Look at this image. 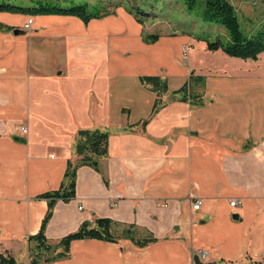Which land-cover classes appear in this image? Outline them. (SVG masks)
I'll use <instances>...</instances> for the list:
<instances>
[{"label": "crops", "instance_id": "obj_1", "mask_svg": "<svg viewBox=\"0 0 264 264\" xmlns=\"http://www.w3.org/2000/svg\"><path fill=\"white\" fill-rule=\"evenodd\" d=\"M0 24V252L29 264L37 249L28 237L47 209L37 195L60 186L67 160L78 157V131L99 130L108 133L99 159L108 184L79 166L75 197L55 204L47 241L93 217L136 224L158 240H72L66 257L43 264H264V51L229 64L193 31L155 32L124 4L86 23L0 11ZM143 33L159 37L145 42ZM191 72L204 77L202 105L174 93ZM145 76L167 90L157 94Z\"/></svg>", "mask_w": 264, "mask_h": 264}, {"label": "trees", "instance_id": "obj_2", "mask_svg": "<svg viewBox=\"0 0 264 264\" xmlns=\"http://www.w3.org/2000/svg\"><path fill=\"white\" fill-rule=\"evenodd\" d=\"M62 1L66 0H0V11L20 12L30 15L42 13L69 14L81 18L85 23L93 17H99L110 12L90 10L93 5L88 2L63 6L61 5ZM197 1L182 0V4H184L186 10L190 11L194 9ZM201 1L204 4L200 12V18L204 21L219 24L222 27V29L218 28L222 31H218L215 40H210L208 37L194 36L197 39L205 40L207 50L215 51L220 49L229 56L242 59H256L258 54L264 51V29L262 28L254 33H245L241 29L236 8L230 0ZM152 8L154 7L152 6ZM129 10L135 13L137 17L138 15L140 16L141 11L137 6L129 7ZM0 27H3V25L0 24ZM219 35H222L223 39ZM158 37V33H143V40L145 42H153ZM141 82L151 84V88L157 94L167 90L166 81H161L158 77H141ZM203 85L204 77L191 72L188 80L174 93L179 94L178 98L181 100L189 101L193 105H202L204 103V99L202 98ZM157 108L158 101L155 100L152 112L154 113ZM78 135L79 140L76 145L78 157L73 160H67L60 186L57 189L45 191L37 195V197L46 200L47 209L41 220L38 232L30 235L28 239L35 240L36 248L41 249L43 252L54 249L53 255L45 257L43 261H52L66 257L69 253L70 242L77 239L95 238L112 242L127 239L135 247H144L156 242L158 239L148 229L139 227L136 224L121 223L107 217H93L91 220L80 223L76 230L61 237L53 244L47 241L45 228L52 216L55 204L58 201L68 202L75 197L76 172L79 166L89 165L93 167L101 174L103 182L108 184L106 174L99 167V159L107 154L108 133L99 130H79ZM58 247L61 249L56 251ZM31 253L30 251L29 264L38 263L41 259L36 254L31 255ZM0 264L18 263L11 254L0 252Z\"/></svg>", "mask_w": 264, "mask_h": 264}, {"label": "rangeland", "instance_id": "obj_3", "mask_svg": "<svg viewBox=\"0 0 264 264\" xmlns=\"http://www.w3.org/2000/svg\"><path fill=\"white\" fill-rule=\"evenodd\" d=\"M230 1L236 8L241 29L245 33H254L262 28L264 29V0ZM85 2L93 5L90 10H100V12H111L118 4H124L128 7L137 6L141 11L140 16L145 19L147 26L149 25V28L155 32H161L164 29H168L171 25L172 28H178L181 31H193L194 35L191 34L193 36L208 37L210 40H215L218 31H222L218 29H222L219 24L204 21L200 18V12L204 4L201 0H198L194 9L190 11L185 9L182 0H66L62 1L61 5L71 6L75 4H83ZM152 6L154 8H152ZM142 12L146 13L143 14ZM160 21H165L166 23H169V25L159 24L165 23ZM219 37L223 39L222 35H219ZM195 41L196 39L192 41L193 44ZM194 46L195 49L196 47H199L196 44ZM187 52L183 54L185 55ZM230 59H232L231 56H229V64L231 61ZM53 250L50 249L43 252L41 249L34 250L33 248L31 255L36 254L37 257L41 259L40 263L43 264L44 262H48L43 261L45 257L53 255ZM24 260L25 256L17 258V261H19L20 264Z\"/></svg>", "mask_w": 264, "mask_h": 264}, {"label": "built area", "instance_id": "obj_4", "mask_svg": "<svg viewBox=\"0 0 264 264\" xmlns=\"http://www.w3.org/2000/svg\"><path fill=\"white\" fill-rule=\"evenodd\" d=\"M31 23H32V18H28L26 20V22L24 23L23 25V28L24 29H29L31 27ZM189 49V45L187 44H184L182 45V52L185 53L187 52V50ZM20 130L25 133L26 132V127L25 126H21L20 127ZM202 201L200 198H196L193 202H192V208L193 209H199L200 208V205H201ZM240 203V200L239 199H232L231 201H229V204L231 206H234L236 204H239ZM196 255L197 257L200 259V260H205L207 258V252L205 250H198L196 252Z\"/></svg>", "mask_w": 264, "mask_h": 264}, {"label": "water", "instance_id": "obj_5", "mask_svg": "<svg viewBox=\"0 0 264 264\" xmlns=\"http://www.w3.org/2000/svg\"><path fill=\"white\" fill-rule=\"evenodd\" d=\"M17 32H18V30L15 29V30H14V33H17ZM232 217H233V218H237V214H233Z\"/></svg>", "mask_w": 264, "mask_h": 264}]
</instances>
